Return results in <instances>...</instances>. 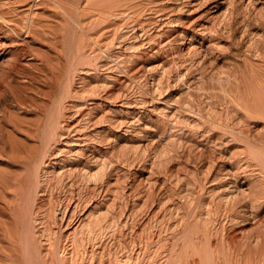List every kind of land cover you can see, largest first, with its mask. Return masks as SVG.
<instances>
[{"label":"bare ground","instance_id":"obj_1","mask_svg":"<svg viewBox=\"0 0 264 264\" xmlns=\"http://www.w3.org/2000/svg\"><path fill=\"white\" fill-rule=\"evenodd\" d=\"M1 1L4 4H0V6L3 7L4 5H6L8 11L2 12L0 9V264H107L104 260L108 251H105L104 246H102V248L100 247L99 250H94L91 246V249L87 248V245L90 243L92 245H95V243H97V241H100L108 230H115V227L119 226V219L116 218L118 214L114 216L111 212L112 218L110 219L108 216L110 214L108 213V209L107 212L103 209L106 207H97V205H94L93 208L90 209L89 213L87 212V216L85 214V216L83 215L85 219L80 220V223L78 222L79 224L76 223L77 225H72L69 222L71 221V217H74L73 210L72 213L71 211H69L70 213L68 216L69 219L67 218L68 220L57 219L59 216L57 217L55 208L56 205L54 204L55 201L51 196H48L46 194L47 196H45V198L43 196L44 194H41L42 192H44L42 191L43 180H41V172H43L42 170H45V167L49 166L48 164L51 163L49 160H46L49 159V157L51 156H54L51 159H53L57 165H62V167L65 168V166L63 165H65L67 159H72L71 155H76V159H72V161L74 162H72V164H67V166H70L68 172H77V174L81 173L80 180H82L83 178H87L88 182H90L89 180H98V178L103 176L104 169H106L105 165L107 162L105 161L104 163V161L102 162L100 158L99 160L95 158L93 161L94 163H92H96V166L94 165V168H96V170H93V168H91L89 165L90 158H83L82 155H84V153H80L79 155L78 151H76L77 148H75L76 141L77 143L78 141H81L85 144L87 142L88 134H85L86 132L81 135V138L78 137V134L81 132L79 131L80 128L83 129V127L86 128V126L92 128H99L98 125L102 124L103 118L106 116V113L105 115L104 113H101V111L104 112L105 108L104 110L100 109V113L97 111L95 112L97 108L99 110V108L101 107L99 106L101 104V101L97 102L98 99L96 100V102L92 101L93 103H91V107L88 104L89 107L87 106L88 108H85V104H87V101H85L86 97L88 96V94L92 96L99 95L101 93L102 95L104 94V92L106 95L107 93L108 95L111 94L110 90L107 91L104 82L98 81V84H92V82L87 81L89 79L88 75H91L89 74V72H91V70L96 69L97 67H100V65L103 63L101 62V64L98 66L99 62H97V60L99 61L100 58L106 57L108 55L105 52V49H107L108 47H104L106 46V43H110V41H108L110 38L108 34H106L108 36V39L104 38L105 43L103 44V39L100 40V36H102L104 31H107L105 29H111V26L113 25V28L117 27V29L119 30L120 24L118 22H120L125 16H130L132 18H129V23L131 25L130 27L134 28V26L137 25H133V22H137L143 27L145 24L143 25L142 22L138 21L139 17H144H141L142 15H140L141 12H144L145 10V8L144 10H142L143 4L147 3L149 5V7H147V10L150 11L149 13H154V15L158 13V16L160 15L161 18L165 17L166 7L157 4V0H149V2H146L144 0L145 2L141 1V3H138L140 2V0H0V3H2ZM237 2L238 4L233 0L230 1V7L228 9H226L228 6H224L226 7L224 9L227 10V12H225L223 16V11L221 14L222 16L220 15L222 18L219 19L222 20L223 17H227V20L225 21V26L228 25L226 27H229V29L227 30L230 31H226L227 33L225 32L224 34H226V36L230 34L227 39L231 38V40L237 39L234 33L235 30L231 27V23L234 21L237 22L240 15L242 16V18L240 19H242L243 22L246 19L249 22V19H251L252 17L251 16L249 18V16L251 15L250 9L251 12L252 10L255 11V13H253L252 15H254V17H257V19H260V17L264 13V0H237ZM42 5H44V7ZM47 5H49V8L51 6L52 9H47ZM258 5H261L262 7L259 8L260 6L257 7ZM260 9H262L263 11ZM147 10L144 13H148ZM168 15L166 17H168ZM46 16H61L64 20H66V24L69 25L68 22H71L70 24H72V29L70 28V30H73L74 27V29L78 30V33L80 34L75 35L74 33H66V30V34L62 35L61 37H56L55 34L49 33V30H44L43 25H46V27H48V25H51L53 23V21L50 20L48 25V21H42L45 23H41V18L44 19L46 18ZM158 16L156 14V17ZM262 17L264 19V16ZM113 18H115L114 21H118L114 23L113 20H111L113 24H111V22L109 23V19ZM144 19H142L143 22L146 21H144ZM148 19L150 18H147V20ZM56 20L59 22V18H56ZM123 20L125 21L127 19L124 18ZM123 20L120 23L124 25ZM128 21H125V24H127L126 22ZM148 21L149 24L150 22H156V20L154 21V19L152 21ZM148 21H146V25L148 24ZM175 21L176 19H174L173 21L172 18H170L169 21L166 22L165 19L164 22L167 23V25L172 26L173 23L178 22ZM260 21L263 20H257V23H255V25L258 24L257 29L255 30H258V27H260ZM105 22L109 23L110 25H103ZM235 22L234 24L236 25ZM239 22H237V24ZM248 22L246 21L244 25L242 24V22H240V24H242L243 26L239 24L243 29L241 33H237V36H239V42H246V38L249 34H251V36L255 35V38L253 37V39H256V42L264 39V33H262V35L261 32H256L253 28V30H250V26L253 24V21L250 22L252 23L251 25L248 24ZM220 23L222 24L223 22ZM66 24H64L63 26L65 27ZM117 24H119V28ZM161 24H163V22H161ZM218 25L219 23H217V27ZM239 25H236L238 26V29ZM51 26L48 27V29L56 33L57 30H53V28L57 29L55 25L53 26V28ZM70 26L71 25H69V27ZM147 26L149 27V25ZM173 26L175 27V24H173ZM92 27L95 29L98 28L97 34H90L89 31L92 29ZM249 27L250 29L247 30V28ZM144 28L139 27L140 31ZM210 28L209 30L212 31V33L215 32L213 30H216V28ZM262 28H264V26ZM95 29L94 31H96ZM222 30L225 31L226 29ZM222 30H219V34ZM183 32H178L176 38H174L176 39L174 40L175 42L177 40H179L180 42H184V39L187 40V36L186 34H183ZM57 33L59 32L57 31ZM60 33L62 32L60 31ZM114 33L115 35H117V32ZM145 33L147 32L144 31V35H146ZM224 34H222V36L220 35V37L222 38ZM207 35L209 36V34ZM211 35L209 37H211ZM113 36L114 34L112 33V37ZM150 36L146 37L145 39H148L150 42H156L151 41L153 39L151 38L152 36ZM163 36L166 35L163 34ZM218 36L219 35L214 37ZM96 37H100V39L97 40ZM201 37L203 38V36ZM113 38L112 40H115V37ZM194 38L191 36L190 41ZM251 38L250 40H252ZM148 40H146V43L148 42ZM247 40H249V38H247ZM228 42H226L228 45L224 46L228 48L230 47L229 49H227L230 50L231 46ZM234 43V47H236V42ZM249 43L251 45V42L248 41L247 47L249 46ZM259 43L260 42H258L257 44ZM261 43L263 45V42ZM148 44L151 43L148 42ZM207 44L209 45L210 43ZM109 45L111 46L112 44ZM191 45L193 44H189V46ZM203 45V42H201L199 48L194 45V48H197L195 49V52H193L194 50H192L193 53L191 51L190 53L194 56L196 51L199 52L202 50V48H204ZM208 45H206V48L209 50L213 48V45L215 49L217 47L221 48L218 41L211 43L209 46ZM262 45L260 44V46ZM124 46L126 47V45ZM124 46L123 48H121L122 51L124 49ZM133 46L134 44L132 45V48ZM224 46H222V49ZM251 46L249 47L251 48ZM126 48L127 50H130V47L128 48V46ZM190 48L194 49L192 48V46ZM214 48L212 49L213 51ZM258 48L259 47L257 45L256 49ZM217 49L221 52V49ZM263 49L264 47H262L261 51ZM212 50H210L209 52H211ZM203 51L205 52V49ZM257 51H255L256 54L258 53ZM262 52L264 53V50ZM199 53L196 54L198 55ZM237 54L239 55L240 59V54ZM258 54L260 55L261 53L259 52ZM199 55L198 57H200ZM253 55L254 57H257V55ZM236 56H233L231 59L234 63H237L238 61L236 58H234ZM241 56H243V53ZM263 56L264 54L262 55V57ZM203 57H205V55ZM262 57L260 56V58L263 60ZM197 60L198 62L200 61V59L198 58ZM227 60H229V58H227ZM130 62H132V60ZM135 62L136 59L133 61V64H135ZM233 62L230 63L232 64V66H230V70L234 65H236ZM249 62L250 65L254 67L253 69L255 71L253 73L251 72L252 74H250L249 71L247 72V67H245V72L248 73L247 75H251L249 78L251 85H254V88H256V90L258 88L259 92L255 91V89H253L252 91L251 88L253 86L249 88L248 84H245L246 82L248 83V79H244V81L246 82H242V86L243 83L245 87L248 86V89H246L249 90V96L244 94L245 97L248 96V99L244 97L243 93H246L247 90L245 89V87L241 86L245 89L241 94L243 95L242 97H244V99L241 100L242 97L239 98L238 96V98H236L238 100L240 99L241 101H237V99L235 100V98H233L235 100V107L233 108L232 112L234 111V109L236 110L234 111V113L236 112V117L234 116L233 119L231 116L232 114L229 115V117L226 113V116L224 114L222 116L220 115V113L215 115L211 114L212 116H208L205 120L208 126L212 128L214 127V129H216V133H213L210 136V140L214 142V144L218 146L228 147L231 141L241 143L237 144L238 146H236V149L228 153L230 154V157L228 158H230V160L233 159V162L229 160L228 164H222L219 166H214V164H212L210 165L211 167L208 165L210 169L209 167H206V169H209L210 171L205 170V172H207V175L205 174L206 178L202 179L206 180L204 181L206 183L212 182V184H210L209 186L210 188L203 189L204 186H202L201 182H197L199 184H196L197 187L195 189H200L196 190L197 192L199 191L198 194L197 192H195V189L192 186L191 188H189L187 185L185 190H181L179 192L181 198L185 201H183V203L181 202L175 204L173 206V209L169 210L171 216L174 215V218H172V222L169 223L168 226H166L164 223V226H166V230L164 228V231L168 230L167 233L169 234V239H166L163 242L162 237L161 239L159 238L155 241H152L155 244V249L152 252L153 254L151 253L152 257L149 255L152 258V263H150V261L148 264H156L157 261L153 259L157 258L158 256V258H160V256L163 258H160L163 261L161 264H264V131H262L264 130L262 129L264 128V126H262L264 125V123L261 125L259 124L262 128L258 129V133L256 131L253 132L251 125V127L248 124L245 125L246 123L250 122L249 120L251 118H255V120L257 119V123L258 117L259 120L261 117V121L262 119L264 121V65H252L251 60L249 61L248 56L247 63L249 64ZM252 63L257 64L254 62ZM237 64L240 63L238 62ZM105 65H107V63ZM103 67L105 66L103 65ZM235 67L236 66H234V68ZM145 68L146 67L144 66V69ZM225 68L227 67L225 66ZM234 68L232 71H230L229 76L231 72L234 71ZM127 71L130 73V75H133L132 73L135 72L134 70L130 71L129 69ZM235 73L238 74L236 71ZM94 74L95 73H93V75ZM219 74L223 73L221 72ZM106 75L107 74H105V77L107 78ZM181 75L177 78L181 79ZM185 75L187 76L186 73L183 76ZM241 75L240 77L242 78L243 75ZM245 75L243 76V78L247 76ZM183 76L182 78H184ZM229 76H227V78L230 79L232 75L230 77ZM77 77L82 79L80 80V88L77 87L78 84L80 85V82H78V84H75L74 82ZM113 77L111 78L115 79L114 81L118 80L116 79V76ZM130 77L128 76V78ZM235 77L236 76H234V78ZM240 77L236 78L237 82ZM131 78H133V76ZM131 78L129 80H132ZM120 79L118 82H120L123 78L121 80ZM236 80L232 79L231 81L236 82ZM221 81L223 82V80ZM124 82L125 81L123 80V83ZM236 83L234 84V86L237 85ZM111 84L110 86L113 87ZM258 85H261V88L257 87ZM116 87L118 88V86ZM228 89H231V87H229ZM116 90L118 89H115L113 91ZM231 93H229V95ZM252 93H254L255 95H251ZM106 95L105 97L104 95L102 96V98H104L103 100L105 101L109 99L108 95ZM113 97L115 96L113 95ZM230 100H232L231 97ZM88 103H90V101H88ZM95 113H99L100 115ZM104 120L106 121V119ZM260 129L262 130L260 131ZM255 132L257 133V135L253 134ZM102 138L104 137L102 136ZM229 150L227 151L229 152ZM52 151L54 152L51 153ZM202 155L200 156V158L197 155L200 160L201 157H203ZM116 159L118 158L116 157ZM53 166H55V164H53ZM91 166L93 167V165ZM211 168L213 170H211ZM52 170H50V172ZM54 173L51 172L50 174L53 175ZM56 173L55 175L57 176L58 173ZM64 173L65 172L59 173L60 177L62 176L64 178ZM60 179L61 178H59L58 180L56 179V182L60 181ZM186 182L188 183V181ZM190 185H192L191 182ZM40 196L41 199L45 198L41 202H39V200H41ZM98 206L100 205L98 204ZM110 211L112 210H109V212ZM61 216L59 218H61ZM67 221L69 223H67ZM62 222H66L65 226L63 223L64 228L62 227ZM149 241L147 242V244L149 243ZM120 246L121 245H119V247ZM119 247L117 246L115 250H118ZM119 253L121 252H118L117 254L116 251L113 252L111 255L108 253L107 258H109L108 261L110 260L108 264H121V262L118 263L119 260L117 259V255L119 256ZM160 262L161 261L159 260V264Z\"/></svg>","mask_w":264,"mask_h":264},{"label":"rangeland","instance_id":"obj_2","mask_svg":"<svg viewBox=\"0 0 264 264\" xmlns=\"http://www.w3.org/2000/svg\"><path fill=\"white\" fill-rule=\"evenodd\" d=\"M141 1L142 2H145V1L149 2V0H145V1L140 0V2H138V3H141ZM154 1H156V0H154ZM230 1H232V0H157L156 1L157 4H160V5H163L164 7H166L165 17L168 15V12H169L168 17H166V18L162 17L161 18L160 15L158 16V13H156L158 16V17H156V14L154 15V13H149L150 11L147 10V7H149V5L146 3V4L142 5L143 6L142 10H144V8H145L144 12H146V10H147L148 13L141 12L140 15H142L141 17H143V16L144 17L147 16V17H145V19H144V17L143 18L139 17V20H138V21L142 22L143 25L145 24L144 26L146 29L144 28V26L142 27L137 22L132 23L133 25L137 24L134 26V28L130 27L131 25L129 23L130 22L129 18H131V17L127 16L128 17L127 18L125 16L124 18L127 19L125 21L129 20L128 22H126L129 25L125 24V21L123 20L124 18L122 19L124 21L123 22L124 25L121 24L120 22H122V20L120 19L121 21L118 22L120 24L119 30L117 29L116 26H115L116 28H113V26H114L113 25V26H111L113 29L111 27H110L111 29H109V28L105 29L107 31L103 32L102 36H100L101 39H100V37L99 38L96 37L97 40L103 39L102 42L104 44L105 39H108V36H109L110 39L108 41H110V43L108 41H106V42H108L109 44H112L111 45L112 47L108 43L105 44L106 46L104 48H107V47L108 48L105 49L106 51L105 50L104 51L108 55L106 57L100 58L99 61L97 60V62H99L98 66L101 64V62H103L104 64L103 63L102 64L105 67H103V65L101 64L102 66L100 65V67L102 69L100 67H97L96 69L91 70L92 73L89 72V74H91L93 77L91 75H88L89 79L88 80L86 79V80L92 82V84H95V83L98 84V81L104 82L106 85L107 91L110 90L111 94L108 95V93H107V95L109 97V99H107L108 101L107 100L105 101V100H103L104 98H102L103 95L105 97V95H106L105 92L102 95H101V93L99 95H92V96L90 94H88V96L89 95L90 96L89 97L87 96L85 99V101H87V104H85V106H86L85 108H88L89 105L91 107V103L96 102V100L98 99L97 102L101 101L100 102L101 104L99 106H101L103 108L100 107L99 110L97 108L95 110V112L97 111L100 113V111L102 109L104 110V108H105L106 111L105 110H104V112L101 111V113H104V115L106 113L105 117L103 115V117H104L103 122L105 121L104 119H106V121L104 122V124H103V122H102V124H99L98 125L99 128H92L89 126L88 127L86 126V128L83 127V129L80 128L79 131H81V132L78 134V137L81 138V135L86 132L85 134H88L87 135L88 136L87 142L85 144L81 141H78V143L76 141L75 142V145H76L75 148H77L76 151H78L79 155H80V153H82V154L84 153V155H82L83 158H85V157L90 158L89 159L90 160L89 165L91 168H93V170L94 169L96 170V168H94L96 166V163L93 164L94 163L93 161L95 158L98 160L100 158V160L102 162L104 161V163L106 161L107 163L105 165L106 169H104V174H103V176L98 178V180H95V181L89 180L90 182H88L87 178H83V179L81 178L82 180H80V177H81L80 174L81 173L77 174V172H72V173L68 172L70 166L69 165L67 166V164L68 163L72 164V162H74V161H72V159H76V157H77L76 155H71L72 159H70V158H68L69 160L67 159L68 162L66 161L65 165H63V166H65V168L62 167V165H60L61 167L59 165H57L56 162H54V160L51 159L54 156H51V157H49V159H46L47 161L49 160L51 163H49L48 164L49 166L45 167L46 169L42 170L43 172H41V180H43L42 181V191H44L41 194H44L43 195L44 197L47 195L51 196L53 198V200L55 201L54 204L56 205L55 208H56L57 217L58 216L60 217L61 215L63 216V218L61 216V218L58 217L57 219H59V220L60 219H67L69 216V213H70L69 211H71V213L74 211V213H73L74 217L71 214L72 217L70 219L71 221H69V222L72 225L73 224L77 225L80 223V220L85 219L84 216L87 214V212L89 213L90 209L93 208L94 205H97V207H101V206L106 207L103 209L106 212L108 209V213H110L108 216L110 219L112 218V215L116 216L118 214L116 216V218L119 219L118 220L119 226L118 227L116 226L117 229L115 227V230H108L104 234V236L101 238V240L97 241V243H95V245H92L91 243L90 244L87 243L88 244L87 248H90V246H91L92 249H94V250L98 249L99 250L100 247L102 248V246H104L105 251H108V253L110 255L116 251H117V254H118V252H121V253H119V256L117 255V259L119 260L118 263L121 262V264H148L152 260V258H151L152 254H153L152 252L155 249V244L152 241H155L156 239H159V238L161 239L162 237H163L162 238L163 242L166 239L167 240L169 239V236H168L169 234L167 233L168 230L164 231V228L166 230V226H168V224L172 222V218H174V215L171 216V213L169 212V210H172L173 206L175 204H178L181 202L183 203V201H185L184 199L181 198V195L179 194V192L181 190H185L187 186L189 188H191V186H192L195 189L200 182H201L202 186H204L203 189L210 188L209 186H210V184H212V182H208V183L204 182V181H206L204 179L206 178V175H207V172H205V170L210 171L209 170L211 167L210 165H212V164H214V166H217V165L219 166L222 164L223 165L228 164V162L230 160V158H228V157H230V154H228V153H230L234 149H236V146H238L237 144H241L240 142H234V141H231V143H230L231 145L229 144L228 147L218 146V145L214 144V142H212L210 140V138H211L210 136L213 133H216V129H214V127L212 128V127L208 126L207 122L205 121L208 116H212L213 114L215 115V114H220V113H221L220 115H222V116H223V114L225 116H226V114L228 116L232 114L231 116L234 119V116L236 115L235 114L236 112L234 113V111H236V110L234 109L233 112H232V110L235 107L234 101L238 98V96H239V98H241L244 94L249 96V93H248L249 90H247L248 86H249V88L253 86L251 88L252 91H253V89H255V91H258V88L256 90V88H254V85H251V82L249 79L251 75H247L248 71L250 72V74H252L255 71L253 69L254 67L250 65V62H249V64L247 63L248 62V56H249V61L251 60L252 65H254V66H258L260 64L264 65V62H263L264 56L262 57V55L264 54L262 51L264 49L261 51L262 47H264L263 46L264 45V41H263L264 39L258 41L260 43L257 44L258 42H256V39H253V37L255 38V35L251 36V34H249L247 37V38H249V40H247V38H246V42H239V38H238L239 36H237V35L239 33H241V31H243L241 26H243L246 21L248 22L247 19L243 22L242 19H240V18H242V16L241 15L239 16L238 20L239 21L241 20L240 22H242L243 25L240 24V22L238 20H237V22H239L238 24H237V22L234 21L236 23V25H239V24L241 25V26L239 25V29L237 28L238 26H236L234 24V22L231 23L232 24L231 27H232V29L235 30V31L234 30L233 31H234L235 37L237 39H232V40H231V38L227 39L230 36V34L228 33L229 34V35L227 34L228 36H226V34H224L226 31L227 32L230 31V30H227V29H229V27L228 28L226 27L228 25L225 26V24H226L225 21L227 20L226 19L227 17H223L222 20H219V19L222 18L221 14L223 11H224L223 16H224V13L227 12V10H225L224 8H226L228 6L226 8V9H228L230 7V4H229ZM233 1L238 4L237 0H233ZM0 4L3 5L4 3L2 2ZM226 4H228V5H226ZM4 6H3L4 8L2 6H0L1 11L2 12L8 11V8L6 7V5H4ZM42 6L44 7V5H42ZM214 6H216V7H214ZM224 6H226V7H224ZM257 7L261 8L262 6L258 5ZM46 8L48 9L49 5H47ZM49 9H52V7L50 6ZM262 9H260V10H262ZM142 13H144V14H142ZM250 13H251V15L249 16V18L251 16L252 17H251V19L248 18L249 19L248 24L251 25L252 23H250V22H252V21H253V24L250 26L251 29L249 27V28H247V30L248 29H250V30L254 29V31H256V32L259 31V32H261V34L264 33V31H263L264 28H262L264 26V19L262 17V16H264V13L260 17V19L259 18L257 19V17H254V15H252L253 13H255V11L252 10V12H251V9H250ZM151 15H153L155 17H153ZM50 17L51 16H48V17L46 16V18H44V19L41 18L42 19L41 23H45L42 21H46V22L48 21V23H47V25H48L50 21H53V23L51 22L53 25L52 24H51L52 26L48 25V27L51 26L53 28V26L55 25V27L57 29L53 28V30L54 31L57 30L59 32V33H57V31H56L57 35L55 32H52V30L48 29V27H46V25H43V26H44V30H46V29L49 30V33L55 34L56 37H61L62 35L66 34V33H70V34L74 33L75 35L80 34V33H78V30L74 29V27H73V30H75V31L70 30V28L72 27V24H70L71 22H68L69 25H71L69 27V25L66 24L67 23L66 20H64L61 16H56V17H51V18ZM52 18H54V19H52ZM56 18L57 19L59 18V22L56 20ZM147 18H150L148 20H151V21L154 19V21L156 20V22H154V23L150 22V24H149V21L147 20ZM164 18L166 19V22L169 21L170 18H172L173 21H174V19H176L175 22H177V21L178 22L173 23V24H175V27L173 26V24H172V26H173L172 27L171 25H167V23L164 22L165 21ZM114 19L115 18L109 19L110 20V21L108 20L109 23L111 22V24H113V22L115 23L116 21H118V20L114 21ZM142 19H144V21L145 20L148 21L147 25H149V27L146 25V21L143 22ZM157 19L159 22L157 21ZM256 19L257 20H263V21H260L261 22L260 24H262V25L259 24V26L261 28L258 27V30H255V29H257V25H258V24L255 25V23H257ZM111 20H113V22ZM160 21L163 22V24H161ZM220 22H223V23L221 24ZM109 23L105 22L103 25H105V24L107 25ZM217 23H219L218 27H217ZM64 24H66L65 27L63 26ZM119 24H117L118 28H119ZM176 24H178V25H176ZM126 25L128 26V28ZM60 26H61V28H60ZM165 26L166 27L169 26L170 28L169 27L166 28ZM213 26H215V27H213ZM68 27H69V29H68ZM121 27H123L124 29ZM135 27H137V28H135ZM139 27L144 28L145 30L142 29L143 31L141 30L142 31L141 32ZM210 27H212L214 29L216 28V30H213V29L212 30L215 31V32H213L214 34L217 32L216 34L219 35L218 37H214L217 35L216 34L214 35L212 33V31L209 30ZM147 28H148V31H147ZM221 28L224 30L226 29V30L223 31ZM94 29L95 28L92 27L91 30L94 31ZM133 29L135 30V33H134ZM66 30H67V32H66ZM91 30L90 31L88 30L90 32V34H97L98 28H96L95 29L96 31H94L96 33H94ZM111 30H113V31H111ZM219 30H222L223 33H222V31H221V33L224 34L226 37L223 35V37L221 38L220 35L222 36V34L221 33L219 34ZM60 31L62 33H60ZM144 31L147 32V33H145L146 35H144ZM114 32H117L116 33L117 35H115ZM178 32H183V34H186L187 40L184 39L183 40L184 42H182V41L180 42L179 40H177L178 42L176 41L177 42L176 43L174 41L176 39H174V38H176V35L178 34ZM46 33H48V32H46ZM104 33H105V35L108 34V36L107 35L105 36ZM112 33L114 34L113 37H115V40H112V38H113ZM161 33H162V35H161ZM199 33L201 36H203L204 41H203V38L199 35ZM131 34H133V35H131ZM163 34L166 36H163ZM207 34H209V36L211 35L212 39ZM204 35H205V37H204ZM148 36H150L153 39L151 41H156V42H150L148 39H145ZM191 36L193 38L195 36L194 39H191L192 42L190 41ZM188 37H189V39H188ZM171 38H172V40H171ZM250 38L252 40H250ZM223 39H224V41H223ZM111 40H112V43H111ZM146 40H148V42L151 44H148V42L146 43ZM193 40H195V41H193ZM234 40H236V41H234ZM197 41H198V43H197ZM200 41L203 42L204 48H202V50L199 51L200 53L202 52L201 54L196 51V53L200 54V55L198 54L200 57H198V55L196 53H195V55H194L195 57H194L193 54L190 53V51L192 52V50H194L193 52H195V49L197 47L198 48L200 47V44H201ZM217 41L221 46V48L220 47H217V48H219V50L221 49V52L218 51L217 48L215 49L214 45H213L214 51L212 50L213 49L212 48V49H210L212 51L209 52L210 50L206 48V45H208L207 43L211 44V43L217 42ZM248 41L251 42L252 46L250 45V43H249V46H251L252 49L249 46H248L249 48L247 47ZM113 42H114V44H113ZM226 42H228L230 44V46H231L230 50H227L230 47L228 48V47L224 46V45H226V46L228 45ZM234 42H236V47H234L235 46ZM261 42H263V45ZM191 43L193 44V45H191L192 48H194L195 46H197V47L194 49H191L190 48L191 46H189V44H191ZM123 44L126 45V47L128 46V48L130 47V50L129 49L127 50V48ZM133 44H134L133 48L135 47L134 49L132 48ZM255 44H256V46H255ZM260 44L262 46H260ZM148 45L150 46V48ZM253 45L256 48L258 45L259 48L256 49ZM123 46H124V49L125 48L126 49L125 50L123 49V51H122L121 48H123ZM151 46H153V47H151ZM188 46L191 50L188 48ZM222 46H224L223 49H222ZM211 47H212V45H211ZM204 49H205V52L203 51ZM232 49H233V51H232ZM234 50H236V51H234ZM107 51H109L110 53ZM231 51H232V53H231ZM255 51H257L258 53L260 52L261 54L260 55L258 53L256 54ZM203 52H204V54H203ZM237 53L240 54V59H239V55ZM242 53H243V56H241ZM202 54H203V56L205 55V57H203ZM207 54H208V56H207ZM231 54L233 56L238 55L234 58H236L238 60L237 63L239 62L241 65L234 63L231 60L233 57ZM253 54H255V56L257 55V57H254ZM250 56H252V57H250ZM260 56L263 58V60L260 58ZM226 57L229 58V60H227ZM253 57L256 59H254ZM197 58L200 59L199 62H198ZM202 58H203V60H202ZM135 59H136V62H135V64H133V61ZM260 59H261V61H260ZM105 60H106V62H105ZM108 60H110V61H108ZM131 60H132V62H130ZM239 60H241V61H239ZM202 62H204V63H202ZM208 62H209V65H208ZM232 62L234 64H236V65H234V64L233 65L236 66L235 68L237 70L234 68V66L230 70V68H231L230 66H232V64H230V63H232ZM252 62H254V63L258 62L259 64L258 63L253 64ZM261 62H263V63H261ZM106 63H107V65H105ZM211 63H213V64H211ZM144 66L146 67L145 69H144ZM209 66H212V67H209ZM225 66L227 68H225ZM245 67H247V72H245L246 71ZM123 68H124V70H123ZM134 68H136V69H134ZM215 68H217V69H215ZM233 68H234V71L231 72L230 76L232 75V77H230L229 73H230V71L233 70ZM126 69L127 70L129 69L130 71L134 70L135 72L132 73L133 75H130V73ZM241 69H243L244 71ZM200 70H202L203 73ZM225 70L227 73L225 72ZM228 70H229V72H228ZM235 71L239 75L236 74ZM181 72H183V73H181ZM221 72L223 74H219ZM244 72L247 76L244 74ZM93 73H95V74L93 75ZM185 73L187 74V76L186 75L183 76ZM105 74H107L106 75L107 78L105 77ZM179 74L180 75L182 74L181 75L182 80L180 78H177V77H180ZM226 74H227V76L230 77V79L232 78L233 80L234 79L236 80V78H239L241 74L242 75L244 74L246 77L243 78L244 75L243 76L241 75L242 78L240 77V79H238V82L236 80V82H237L236 83L234 81L232 82L231 81L232 79L230 80L229 78H227ZM127 75L129 77L133 76V78L130 77L132 80H129L130 78H128ZM113 76H116V79H118V80L114 81L115 79H113L114 78ZM126 76H127V79H126ZM182 76L184 78H182ZM234 76H236V77L234 78ZM98 77H99V79H98ZM101 77H102V80H101ZM108 77H110V78H108ZM111 77H113V78H111ZM252 77H251V79H252ZM94 78H96L97 80ZM192 78H194V79H192ZM218 78H220V79H218ZM76 79L74 81L75 84H78V82H80V80H82L79 77H77ZM119 79L122 81V83H121V81L118 82ZM244 79H248V83L246 81H244ZM95 80H96V82H95ZM110 80H112V81H110ZM123 80L126 82V83L124 82L125 84L123 83ZM221 80H223V82ZM229 81H231V82H229ZM242 82H244V83L246 82L245 84H248V86L245 87L244 83L242 86ZM235 83L237 85L234 86ZM110 84L113 87H111ZM116 84H119V85H116ZM226 84H228V85H226ZM79 86L81 87V82H80V85L78 84L77 87L80 88ZM116 86H118V88ZM241 86L245 87V89L247 88L246 89L247 92L245 91L246 93H243V91L245 89L242 88ZM114 87H116V88H114ZM229 87H231V89H228ZM257 87L261 88V85L260 86L258 85ZM110 88H112V89H110ZM115 89H118V90L113 91ZM223 90H226V91H223ZM228 91H230V92H228ZM117 92H119V93H117ZM229 93H231V94L229 95ZM242 93H243V95H241ZM112 94L115 97H113ZM253 94L254 93H252L251 95H253ZM100 95H101V97H100ZM248 96L245 97V95H244V97L247 99H248ZM230 97L233 100V102H232V100H230ZM244 97H242L241 100L244 99ZM233 98H235V100ZM90 99H92V100H90ZM102 100L105 101L106 103L103 102ZM239 100L237 99V101H239ZM88 101H90V103H88ZM114 110H115V112H114ZM99 113H95V114L100 115ZM108 115H109V117H108ZM251 119H252V121H251ZM251 119L249 120L250 122H248V123L244 122V123H246L245 125H247V124L249 126L251 125L253 132L259 131L258 129L262 128V127H260V125L264 123L263 119L261 121V117H260V120L258 117V123L256 121L257 119L256 120H255V118H251ZM229 123H230V121H229ZM244 123H243V125H244ZM255 123H256V125H255ZM262 126H264V125H262ZM253 128L257 129V130H254ZM262 129H264V128H262ZM262 129H260V131ZM262 131H264V130H262ZM256 132L253 134L257 135L258 132L257 133ZM102 136L104 138H102ZM106 136H108V137H106ZM119 137H120V139H119ZM227 150H229V152ZM198 151H199V153H198ZM53 152L54 151H52L51 153H53ZM114 152H115V154H114ZM118 153L121 155H119ZM197 155L199 156V158L201 155L203 156V157H201V160L198 158ZM115 156L118 159H116ZM211 159H212V161H211ZM230 161L233 162V159ZM209 163H211V164H209ZM53 164H55V166H53ZM56 165L59 167H57ZM91 165H93V167ZM202 166H204V167H202ZM206 167H209V169H206ZM59 168H60V171H59ZM61 168H63V169H61ZM54 169H55V171H54ZM50 170H52L51 171L52 173L57 172L58 173V174L56 173L57 176L55 175V173L53 175L50 174L51 173ZM56 170H58L59 172ZM211 170H213V169L211 168ZM63 172H65L63 175L64 178L62 176L60 177V174H59V173H63ZM92 172H94V171H92ZM67 173H69V174H67ZM51 177H52V179H51ZM59 178H61L60 179L61 182L57 181L59 183L58 184L56 182V179L58 180ZM202 178H204V179H202ZM45 181H47V182H45ZM186 181H188L189 184ZM190 182L192 183V185H190ZM197 182H199V183H197ZM198 189L199 188L195 189V192H197L196 190H198ZM92 190H93V192H92ZM198 193H199V191L197 192V194ZM45 198L41 199V196H40L41 200H39V202H41ZM112 200H114V201H112ZM65 201H66V203H65ZM98 204L100 206H98ZM77 205H78V207H77ZM109 210H112V211L109 212ZM111 212H112V215H111ZM63 221H65V220H63ZM69 222L67 221V223H69ZM63 223L65 226L66 222H62V227L64 228ZM164 223L166 226H164ZM148 241H149V243L147 244ZM97 244H99V245H97ZM119 245H121L120 246L121 248L119 247ZM117 246L120 249L118 248V250L117 249L115 250V248ZM108 253L106 254V257L104 260L107 264L110 261V260L108 261L109 258H107ZM158 257L154 258L153 260L158 262V263L156 262V264H159V260H160L161 261L160 264H161L163 262L162 261L163 258L161 256H160V258H162V259H160ZM125 260L127 263L125 262ZM122 262H124V263H122ZM150 263H152V261Z\"/></svg>","mask_w":264,"mask_h":264}]
</instances>
